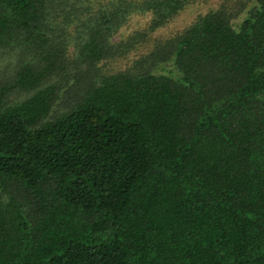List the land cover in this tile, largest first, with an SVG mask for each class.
Masks as SVG:
<instances>
[{
  "label": "trees",
  "instance_id": "1",
  "mask_svg": "<svg viewBox=\"0 0 264 264\" xmlns=\"http://www.w3.org/2000/svg\"><path fill=\"white\" fill-rule=\"evenodd\" d=\"M200 1L0 0V264H264V0L100 66Z\"/></svg>",
  "mask_w": 264,
  "mask_h": 264
},
{
  "label": "rangeland",
  "instance_id": "2",
  "mask_svg": "<svg viewBox=\"0 0 264 264\" xmlns=\"http://www.w3.org/2000/svg\"><path fill=\"white\" fill-rule=\"evenodd\" d=\"M217 0H201L196 3H189L185 8L176 15L172 20L168 23L164 24L162 27H159L155 31L149 33L145 39L137 45H135V49L130 51V53L123 58H119L116 61H111L108 63H101L100 66L103 71H112L123 68L126 63H128L132 58L137 56V51L140 49H144L149 45L152 38H165L170 34H174L176 31L182 30L187 23L196 17L198 13H203L207 11L209 8L216 5ZM151 15L150 13H133L129 16L128 20L120 27L117 33L114 35L113 40L119 41L121 38H126L130 34H134L137 31H147V26L149 23ZM147 34V33H146Z\"/></svg>",
  "mask_w": 264,
  "mask_h": 264
}]
</instances>
